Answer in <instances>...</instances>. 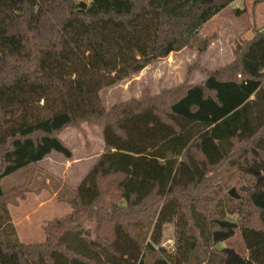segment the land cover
<instances>
[{
  "label": "trees",
  "instance_id": "16d2710c",
  "mask_svg": "<svg viewBox=\"0 0 264 264\" xmlns=\"http://www.w3.org/2000/svg\"><path fill=\"white\" fill-rule=\"evenodd\" d=\"M235 1L0 0V264H264V28L199 84L144 90L108 110L99 95L198 47L205 24ZM84 122L99 126L104 151L71 212L44 226L45 241H20L9 206L32 180L9 192L3 180L52 152L71 159L61 133H84ZM244 183V196L230 195ZM236 229L248 257L217 248Z\"/></svg>",
  "mask_w": 264,
  "mask_h": 264
},
{
  "label": "rangeland",
  "instance_id": "374dc122",
  "mask_svg": "<svg viewBox=\"0 0 264 264\" xmlns=\"http://www.w3.org/2000/svg\"><path fill=\"white\" fill-rule=\"evenodd\" d=\"M263 28L264 0L233 2L208 21L200 31L202 39L198 45L203 43V50H199V46L184 48L164 59L155 60L142 71L102 89L99 93L102 103L108 110L117 103L139 98L144 90H150L152 95H157L185 82L191 85L199 84L209 72L232 63L236 58L237 47L253 37L254 29ZM81 126L84 133L76 127H69L61 133L62 139L72 151L71 159L52 152L35 168L21 169L3 180L2 188L5 192L28 184L29 179L32 180L31 190L26 193V198L18 206H9L12 223L20 241H45L44 226L49 221L71 212L69 200L74 198L77 186L104 151L99 126L85 122ZM220 184V181H215L213 188L217 198L224 193ZM232 188L235 187H231L229 191ZM250 188L244 183L236 188V192L244 196ZM246 214L245 209L239 217L235 215L231 216V219L239 222ZM80 224L88 232L89 240L96 237V222L93 218L83 219ZM174 239L175 226L173 223H167L164 227L162 246L169 248L174 244ZM217 248H233L243 257L247 256L246 245L239 229H236L233 237L221 242Z\"/></svg>",
  "mask_w": 264,
  "mask_h": 264
},
{
  "label": "water",
  "instance_id": "95a60500",
  "mask_svg": "<svg viewBox=\"0 0 264 264\" xmlns=\"http://www.w3.org/2000/svg\"><path fill=\"white\" fill-rule=\"evenodd\" d=\"M199 49H200V50H203V49H204V44H203V43H200V45H199ZM229 193H230V195H232V196L235 197V198H238V197H239V195L237 194L235 188H232V189L229 191Z\"/></svg>",
  "mask_w": 264,
  "mask_h": 264
},
{
  "label": "crops",
  "instance_id": "0c3cea01",
  "mask_svg": "<svg viewBox=\"0 0 264 264\" xmlns=\"http://www.w3.org/2000/svg\"><path fill=\"white\" fill-rule=\"evenodd\" d=\"M237 1H238V0H237ZM237 1H235V2H237ZM228 7H229V6H228ZM228 7H227V8H228ZM227 8H226V9H227ZM250 39H251V38H250ZM99 156H100V155H99ZM99 156H98V157H99ZM89 159H90V158H89ZM96 160H97V159H96ZM95 162H96V161H95ZM95 162H94V163H95ZM94 163H93V165H94ZM93 165H92V166H93ZM92 166H91V167H92ZM91 167H90V169H91ZM90 169H89V170H90ZM89 170H88V172H89ZM88 172H87V173H88ZM87 173H86V174H87ZM85 176H86V175H85ZM219 244H221V243H219ZM219 244L217 245V247L219 246ZM246 249H247V248H246ZM240 255L243 256L242 254H240ZM245 256H246V255H244V257H245ZM246 257H248V250H247V256H246Z\"/></svg>",
  "mask_w": 264,
  "mask_h": 264
},
{
  "label": "built area",
  "instance_id": "2783aa9c",
  "mask_svg": "<svg viewBox=\"0 0 264 264\" xmlns=\"http://www.w3.org/2000/svg\"><path fill=\"white\" fill-rule=\"evenodd\" d=\"M170 247H172V245Z\"/></svg>",
  "mask_w": 264,
  "mask_h": 264
}]
</instances>
